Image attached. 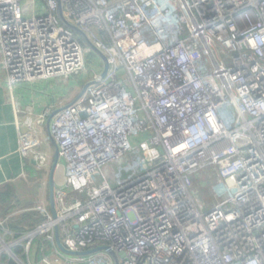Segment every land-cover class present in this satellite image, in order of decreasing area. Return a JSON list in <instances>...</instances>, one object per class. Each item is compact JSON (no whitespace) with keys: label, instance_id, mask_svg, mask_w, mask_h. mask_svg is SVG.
I'll use <instances>...</instances> for the list:
<instances>
[{"label":"built area","instance_id":"built-area-1","mask_svg":"<svg viewBox=\"0 0 264 264\" xmlns=\"http://www.w3.org/2000/svg\"><path fill=\"white\" fill-rule=\"evenodd\" d=\"M40 1L0 0V81L22 162L47 184L51 135L63 176L56 216L41 200L3 220L33 211L32 229L0 222V264H116L79 254L103 246L119 264H264V0H60L108 73L101 59L80 98L22 111L18 88L94 53Z\"/></svg>","mask_w":264,"mask_h":264},{"label":"crops","instance_id":"crops-1","mask_svg":"<svg viewBox=\"0 0 264 264\" xmlns=\"http://www.w3.org/2000/svg\"><path fill=\"white\" fill-rule=\"evenodd\" d=\"M53 81L48 80L32 86L18 88L16 90V96L21 103V110L23 111L34 107V110L39 112L42 106L47 105L48 101L54 100L49 98L48 100L40 96L41 91H49L51 86L53 89ZM37 89L40 90L37 91ZM29 94H31V97ZM26 98L28 99L27 102H25ZM73 98L74 96L71 99ZM14 110L15 107L11 100L8 85L5 81H0V189L7 184H11L15 191L13 200L4 201L2 200L3 198H0V218L4 219L8 217V215L4 216L6 209L12 204H18L17 208L14 209L15 211L18 209H27L38 200H46L49 202V183L43 184L42 179L44 178V174L42 175L40 171L36 172L30 161L22 162L16 122L14 124ZM15 120H17V117ZM47 174L49 181L50 171ZM62 176L63 171L57 170L56 184H58ZM23 213H28V211Z\"/></svg>","mask_w":264,"mask_h":264},{"label":"rangeland","instance_id":"rangeland-1","mask_svg":"<svg viewBox=\"0 0 264 264\" xmlns=\"http://www.w3.org/2000/svg\"><path fill=\"white\" fill-rule=\"evenodd\" d=\"M25 1H26L25 4L27 6H31L32 7L33 5H35V6L37 5L40 8V5H41V1L40 0H35V2H34V0H25ZM39 13H41V14L45 13V9L41 10ZM101 61L102 60H101V58L99 56H97L95 53H91L89 55V57L87 58V61H86L87 62L86 63V67H87V72L86 73L85 72H80V73H76V74H73V75L69 76V78H58V79H55L53 81V89H52V86H51V88L48 87L49 91H44V92L41 91L40 92V96H43L42 98H45V99H48V98L49 99H54V100L48 101L47 102V106H51V104H55V103H59V102H67L73 96L75 97L81 92V87L84 84H86L93 77L95 72H101V69H102L101 68ZM98 64H100L99 67H97ZM38 90H40V89H37V91ZM29 96L31 97V94H29ZM30 97H29V99H30ZM27 100L28 99L26 98L25 102H27ZM23 104L25 105L24 102H23ZM44 108H46V106H42V108L39 111L43 110ZM16 117H17V110L15 108V110H14V124L16 122V120H15ZM202 186H204V184H202ZM205 187H207V185H205ZM229 188H230V192H235L236 191L235 187L232 186V185H230ZM206 195H208V191L204 192L201 189L197 190V196L200 197L201 199L203 197H205ZM39 202H40V200L36 201L35 204H33L30 207H34ZM199 202H200V204H202V206L205 205L202 202V200H199ZM20 210H18L17 212H19ZM20 214H22V213H20ZM3 219L4 218H0V222H3L4 224H6L7 222L3 221ZM3 228H6L5 225L3 226ZM28 230H30V229H28ZM6 238L9 239L8 237H6ZM4 256H6V259H4V260H8L9 257L7 255H4ZM11 263L15 264L14 261H11Z\"/></svg>","mask_w":264,"mask_h":264},{"label":"water","instance_id":"water-1","mask_svg":"<svg viewBox=\"0 0 264 264\" xmlns=\"http://www.w3.org/2000/svg\"><path fill=\"white\" fill-rule=\"evenodd\" d=\"M59 3V7H58V16L60 18V20L62 21V23L64 25H66L67 27H69L70 29L74 30L77 34H79L81 36V38L83 39V41L92 48L93 52L99 56L104 63V67H103V71L101 74V78H104L109 70V64L107 61V57L106 55L90 40V38L88 37V35L86 34V32L84 30H82L80 27H78L77 25L73 24L72 22H70L69 20H67L63 14V8L61 5L60 0H57ZM92 82L86 83L83 88L82 91L80 92V94L78 95L77 99L80 98L86 91V89L88 88V86L91 84ZM64 107L57 109L56 111L53 112V114L51 115L50 119L54 116V114H56L57 112L61 111ZM50 140L52 142V145L54 147V152H53V162L50 168V175H49V204H50V208L52 211L53 216H56V201H55V188H56V172L58 169V165H59V161H60V155H59V148L57 143L55 142L54 138L50 135ZM58 232H57V240L59 243V246L63 248V246L61 245L60 241H59V236H58ZM65 250V249H64ZM99 250H105L108 251L113 258L115 259L116 264L118 263V257L117 255L112 251V249L108 246H103V247H97L95 249L92 250H88V251H84V252H79V254H90Z\"/></svg>","mask_w":264,"mask_h":264},{"label":"trees","instance_id":"trees-1","mask_svg":"<svg viewBox=\"0 0 264 264\" xmlns=\"http://www.w3.org/2000/svg\"><path fill=\"white\" fill-rule=\"evenodd\" d=\"M15 197V191L11 184L5 185L3 188L0 189V198L4 201L7 200H13ZM18 205V204H17ZM17 205H11L6 209L5 215H9L14 211V209L17 208ZM41 220V217L36 216V212H28V213H22L17 214L15 216L10 217L8 219L5 226H7L9 229L16 233L24 232L28 229H31L36 225L38 221ZM17 252H21L20 248L17 249ZM4 259H6V256H4Z\"/></svg>","mask_w":264,"mask_h":264}]
</instances>
